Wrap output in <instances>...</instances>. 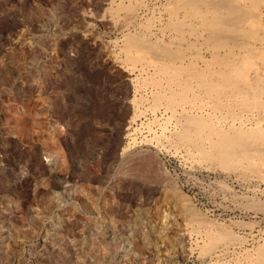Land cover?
<instances>
[{
  "label": "rangeland",
  "instance_id": "obj_1",
  "mask_svg": "<svg viewBox=\"0 0 264 264\" xmlns=\"http://www.w3.org/2000/svg\"><path fill=\"white\" fill-rule=\"evenodd\" d=\"M0 153V264L64 172L159 201L147 264H264V0H0Z\"/></svg>",
  "mask_w": 264,
  "mask_h": 264
},
{
  "label": "built area",
  "instance_id": "obj_2",
  "mask_svg": "<svg viewBox=\"0 0 264 264\" xmlns=\"http://www.w3.org/2000/svg\"><path fill=\"white\" fill-rule=\"evenodd\" d=\"M2 154L0 167L6 168V155ZM15 176L19 183L28 179L26 162ZM59 177L55 187L49 176L39 175L36 180L42 189L26 206L24 226L28 231L19 240L10 264L148 263L154 235L147 228L150 214L155 213V199L140 196L117 211L113 197L102 198L104 185L65 172ZM7 200L9 196L0 193V205ZM168 215L172 217L171 211ZM138 244L146 245L145 249L138 251Z\"/></svg>",
  "mask_w": 264,
  "mask_h": 264
},
{
  "label": "bare ground",
  "instance_id": "obj_3",
  "mask_svg": "<svg viewBox=\"0 0 264 264\" xmlns=\"http://www.w3.org/2000/svg\"><path fill=\"white\" fill-rule=\"evenodd\" d=\"M142 126V125H141ZM149 129V128H148ZM168 130V129H167ZM126 150H127V148H125V149H123V152H126ZM128 151V150H127ZM181 155V154H180ZM179 155V156H180ZM161 207H160V203H159V201L156 199L155 200V210H154V212L155 213H161V210L162 209H160ZM6 223V222H5ZM7 225H6V227H3V225H1L0 226V247H4V246H7V244H8V240H9V238H10V232H11V230H10V228L8 227L9 226V224L8 223H6ZM163 225V224H162ZM163 227V226H162ZM165 227V226H164ZM163 227V228H164ZM26 231H28V230H26Z\"/></svg>",
  "mask_w": 264,
  "mask_h": 264
},
{
  "label": "water",
  "instance_id": "obj_4",
  "mask_svg": "<svg viewBox=\"0 0 264 264\" xmlns=\"http://www.w3.org/2000/svg\"><path fill=\"white\" fill-rule=\"evenodd\" d=\"M132 95V87L129 88V93L127 95V98L130 99Z\"/></svg>",
  "mask_w": 264,
  "mask_h": 264
}]
</instances>
